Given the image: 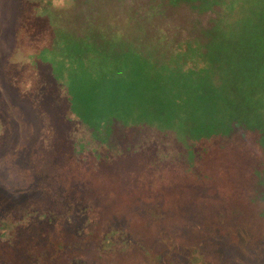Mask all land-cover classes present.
I'll return each mask as SVG.
<instances>
[{"label":"trees","instance_id":"trees-1","mask_svg":"<svg viewBox=\"0 0 264 264\" xmlns=\"http://www.w3.org/2000/svg\"><path fill=\"white\" fill-rule=\"evenodd\" d=\"M167 3L210 12L212 25L174 42L134 17L124 23L131 39L120 28L98 44L64 32L71 104L87 123L67 189L100 208L65 215V233L48 224L23 236L9 218L0 264H220L205 229L264 240V0ZM135 128L175 129L177 147L158 142L128 164L117 139Z\"/></svg>","mask_w":264,"mask_h":264},{"label":"rangeland","instance_id":"rangeland-1","mask_svg":"<svg viewBox=\"0 0 264 264\" xmlns=\"http://www.w3.org/2000/svg\"><path fill=\"white\" fill-rule=\"evenodd\" d=\"M129 17L145 23L148 36L163 29L160 34L174 42L200 34L214 15L198 14L186 4L173 8L167 0H0V234L10 236L9 218L23 236L42 235L48 224L65 233V215L91 219L100 208L93 200L87 207L90 197L75 186L67 189L65 168L79 153L87 123L71 104L64 32L98 44L120 28L131 39L136 34L124 27ZM137 129L117 139L128 164L159 152L158 142L177 147L175 129L169 136L162 128ZM100 136H106L104 129ZM144 138L148 148L142 147ZM203 233L221 254L220 264H264V240L251 241L246 229Z\"/></svg>","mask_w":264,"mask_h":264}]
</instances>
